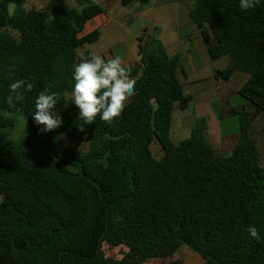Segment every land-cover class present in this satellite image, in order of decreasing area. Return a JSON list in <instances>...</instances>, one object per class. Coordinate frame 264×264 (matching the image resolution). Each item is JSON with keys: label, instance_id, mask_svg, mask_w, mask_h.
Segmentation results:
<instances>
[{"label": "trees", "instance_id": "obj_1", "mask_svg": "<svg viewBox=\"0 0 264 264\" xmlns=\"http://www.w3.org/2000/svg\"><path fill=\"white\" fill-rule=\"evenodd\" d=\"M76 1L82 9L67 8L64 0L40 9H26V0H0V264H183L165 263L182 246L202 264H264V163L251 131L255 116L235 113L239 137L228 156L205 140V120L174 144V109L187 110L193 97L178 78L180 70L185 75L179 58L145 33L139 61L129 68L135 94L121 116L111 124L97 116L80 131L73 71L80 49L100 39L99 31L84 30L103 9ZM10 3L16 5L11 17ZM190 18L206 43L215 41L211 59L230 60L215 78L248 75L239 94L264 111V0L249 10L240 0H195ZM16 79L33 89L13 109L7 97ZM49 85L60 95L53 111L63 123L44 132L33 113ZM16 117L40 142L15 136ZM66 142L87 148L74 151ZM250 225L260 240L250 236ZM104 242L126 246L132 256L106 257Z\"/></svg>", "mask_w": 264, "mask_h": 264}, {"label": "rangeland", "instance_id": "obj_2", "mask_svg": "<svg viewBox=\"0 0 264 264\" xmlns=\"http://www.w3.org/2000/svg\"><path fill=\"white\" fill-rule=\"evenodd\" d=\"M49 0H26V9H40L47 5ZM111 16L124 17L127 19V24L124 26L118 35L115 34V42L113 43L112 51L115 56L123 55L126 51V46L132 47L138 41L141 36H154L160 40V34L165 35L172 42V45L177 42V46H174L172 57H178L181 63L182 70L179 71L178 78L182 83L183 90L186 94H190L193 97V105H191L189 111L181 110L179 107H175L173 112V122L171 126V137L174 144H179L184 139L190 136L188 129L192 124L198 120H205L211 129H214V122H221V135L228 136L234 135L238 131V115L234 114L236 111L245 109L249 114L255 116L256 119V134H254L255 140L258 141L260 147V154L262 162L264 163V131L261 127H264V111H258L255 115L252 113V103L239 94V91L243 84L247 81L248 75L236 72L229 82L217 80L215 78V72L217 70H223L229 64V58L223 57L219 60H212L208 47L212 42L206 43L201 35V31L194 24V22L185 18L181 21L182 27L179 29L178 36L172 32L171 25L166 23L167 17L165 12L166 4L174 5L173 3H183L184 7H192L195 4V0H135L134 6L122 4V0H97ZM66 6L69 8L76 6L75 0H65ZM184 11V10H183ZM146 33V35H145ZM176 37L180 39L182 43L176 41ZM188 39V40H186ZM104 40V38H103ZM102 40V41H103ZM124 40L125 44L120 41ZM111 42V37H106L105 40L100 43L104 45ZM117 42V43H116ZM215 43V41L213 40ZM100 44H96L99 46ZM94 46V47H97ZM170 53V51L168 50ZM135 63H130L127 68L134 66ZM221 96H226L224 99ZM129 101V100H128ZM128 101L126 104H128ZM183 118L187 131L181 136L174 135V127L178 119ZM17 129L15 130V136L25 141L35 140L34 142H40V139L34 136H30L27 130V124L22 117H16ZM27 131V133H26ZM37 140V141H36ZM69 149L74 151L86 150V145H81L74 142H66ZM210 144V143H209ZM152 151L155 158H162V150L159 145L154 144ZM1 201V196H0ZM102 252L106 257L122 260L132 256L129 248L126 246L112 247L106 242L102 245ZM181 261L183 264H201V257L192 252L187 246L182 248L175 254V256L165 263L170 261ZM160 261L150 260L142 264H160ZM164 263V262H163Z\"/></svg>", "mask_w": 264, "mask_h": 264}, {"label": "clouds", "instance_id": "obj_3", "mask_svg": "<svg viewBox=\"0 0 264 264\" xmlns=\"http://www.w3.org/2000/svg\"><path fill=\"white\" fill-rule=\"evenodd\" d=\"M259 3L260 0H240V8L254 9ZM15 10L16 5L10 3V17L15 14ZM9 71L11 73L12 69ZM73 80L72 103L79 109L80 131L93 124L97 116L111 124L121 116L126 102L135 94L136 80L130 76V69L125 66L120 56L80 53L79 63L74 66ZM50 87L51 85L38 93L33 113L35 122L44 126V132L52 131L63 123L61 116L53 111L60 95L50 91ZM32 89L33 84L26 79H16L12 82L7 97L9 107L15 109L17 103L23 99L24 91L30 92ZM247 231L252 238L260 240L255 226L250 225Z\"/></svg>", "mask_w": 264, "mask_h": 264}, {"label": "crops", "instance_id": "obj_4", "mask_svg": "<svg viewBox=\"0 0 264 264\" xmlns=\"http://www.w3.org/2000/svg\"><path fill=\"white\" fill-rule=\"evenodd\" d=\"M90 1L92 3L100 5L103 9V14L96 17L95 19L91 20L86 25L85 30H84V35L90 34L94 31H99L100 32V39L98 42H96L94 44L85 45L82 49H80V53H84V54L85 53H90V54L95 53V54L102 55V56H113V57H115V55L112 51L113 43L115 42V40L112 37H115V34L118 35V33H120V30L124 26H126L127 19L124 17H121V16L120 17L111 16L110 14H108L106 12L104 7L97 0H90ZM64 3H65V0H64ZM169 4L170 3L168 2L165 6L166 8H168L167 11L165 12V16L167 17L166 23H169L171 25L172 32H174L175 35L178 36L177 34L179 32V29L182 27V25L180 24L181 21H183L185 18L191 19L190 18V11L193 9L195 4L192 7H186V8L184 7L183 3H181V4L180 3H173L174 5H169ZM129 5L134 6V2L130 3ZM76 6H79L78 9L83 8L78 4L77 1H76ZM66 7L69 8L68 6H66ZM71 8H76V7L71 6L69 9H71ZM106 37H111V42L106 43L104 45H101L100 43H102ZM103 38H104V40H103ZM169 40L170 39L167 38L165 35L160 34V40L159 41L163 44L168 55L170 57H172L171 53H173V51H174L173 47L177 46L178 43L175 42L172 45V42ZM175 40L179 42V45H180V43H182L180 41V39H178L177 37ZM186 40H188V39H186ZM120 42L122 44H125L124 40H121ZM96 44H100V45L97 46ZM212 44H214L213 41H212ZM94 46H97V47H94ZM124 49L126 50L124 52V54L119 55V56L123 59L125 66L128 67V65L132 62L136 64L139 61V56H138L139 41H137V43L135 45H133L132 47L126 46ZM208 49H209V47H208ZM168 50L170 51V53L168 52ZM219 96L223 99L226 97V96H221V95H219ZM193 103H194V101L192 100L189 108L185 111H189V109H190L191 105H193ZM251 110H252V113L254 115L256 113L258 114V111L254 106H252ZM236 112H238V111H236ZM256 119L257 118H255V117L253 118L252 129H251L252 135L256 134V131H255L257 128ZM172 122H173V116H172ZM175 122H176V124L174 127L173 134L177 135V136H181L182 134L185 133V131H187V127L189 128V125H185L186 123L183 121L182 117ZM195 125H196V122L194 125L192 124V127L190 126V129H188V131H189L188 133H190V135H191V132H192L193 128L195 127ZM214 125H215L214 129H211L209 127V125L207 124L208 130L204 134V138L208 143H210V146L213 148L214 152H216L218 155L228 156L234 150V148L238 142L239 132L237 131L236 134H234V135L222 136L221 135V122L216 121V122H214ZM171 126H172V123H171ZM261 129L264 131V127H261ZM254 139H256V138H254ZM171 140H172V137H171ZM255 141L258 144V141L257 140H255ZM258 147H259V144H258ZM259 150H260V147H259ZM202 262L203 261L201 259V264H202Z\"/></svg>", "mask_w": 264, "mask_h": 264}]
</instances>
